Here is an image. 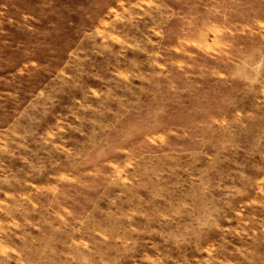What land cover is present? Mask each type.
Returning <instances> with one entry per match:
<instances>
[{"label": "rangeland", "instance_id": "374dc122", "mask_svg": "<svg viewBox=\"0 0 264 264\" xmlns=\"http://www.w3.org/2000/svg\"><path fill=\"white\" fill-rule=\"evenodd\" d=\"M0 264H264V0H0Z\"/></svg>", "mask_w": 264, "mask_h": 264}]
</instances>
